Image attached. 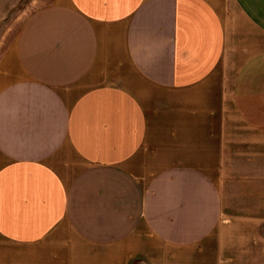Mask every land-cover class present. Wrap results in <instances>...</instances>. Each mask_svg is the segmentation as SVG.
Segmentation results:
<instances>
[{
    "label": "crops",
    "instance_id": "0c3cea01",
    "mask_svg": "<svg viewBox=\"0 0 264 264\" xmlns=\"http://www.w3.org/2000/svg\"><path fill=\"white\" fill-rule=\"evenodd\" d=\"M0 264H264V0L31 9L0 44Z\"/></svg>",
    "mask_w": 264,
    "mask_h": 264
},
{
    "label": "rangeland",
    "instance_id": "374dc122",
    "mask_svg": "<svg viewBox=\"0 0 264 264\" xmlns=\"http://www.w3.org/2000/svg\"><path fill=\"white\" fill-rule=\"evenodd\" d=\"M45 0H18L5 3V9L0 16V44L7 42L15 34L24 17L34 7L44 3Z\"/></svg>",
    "mask_w": 264,
    "mask_h": 264
}]
</instances>
